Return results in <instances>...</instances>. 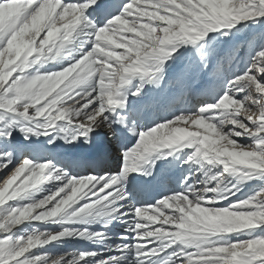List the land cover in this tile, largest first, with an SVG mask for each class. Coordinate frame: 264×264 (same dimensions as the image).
<instances>
[{"label": "snow or ice", "instance_id": "1", "mask_svg": "<svg viewBox=\"0 0 264 264\" xmlns=\"http://www.w3.org/2000/svg\"><path fill=\"white\" fill-rule=\"evenodd\" d=\"M0 264H264V0H0Z\"/></svg>", "mask_w": 264, "mask_h": 264}, {"label": "bare ground", "instance_id": "2", "mask_svg": "<svg viewBox=\"0 0 264 264\" xmlns=\"http://www.w3.org/2000/svg\"><path fill=\"white\" fill-rule=\"evenodd\" d=\"M105 143L106 142H104L102 140H97L96 144L93 145L92 147L85 146L84 148H80V149H72V151L74 150V152H82L89 159H93L95 156H97L101 153V148L105 145ZM118 155H119V149L116 147V145L115 144H107V154H106V158L104 161V166L107 169H111V170L115 171L119 167ZM176 169H179V167L177 166ZM136 175L137 174H135V173L130 174L129 179H131L133 176H136ZM164 176L160 177L159 179H154L153 177H144L145 180L142 184L139 183L141 178L135 182V183L142 185V187H143V191L141 193L143 199L150 200L154 196H156L159 192L163 191V189H164L163 177ZM179 178H180V171L174 177L173 181H172V178L169 179L170 183L168 184V186L169 187H175V182L178 181ZM147 182H148V184L146 185ZM74 243H76V242H74ZM78 243L83 244L85 242L80 241Z\"/></svg>", "mask_w": 264, "mask_h": 264}, {"label": "rangeland", "instance_id": "3", "mask_svg": "<svg viewBox=\"0 0 264 264\" xmlns=\"http://www.w3.org/2000/svg\"><path fill=\"white\" fill-rule=\"evenodd\" d=\"M58 150H60V151H62V152H64V151L74 152V150L72 151V149H58ZM172 173H173V174H172ZM178 173H179V169H176V168L169 169V170H167L165 176L163 177V180H164V181H168V184H169V183H170V182H169V179L172 178V181H173L174 177H175ZM171 176H172V177H171ZM173 176H174V177H173Z\"/></svg>", "mask_w": 264, "mask_h": 264}]
</instances>
